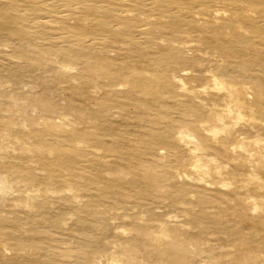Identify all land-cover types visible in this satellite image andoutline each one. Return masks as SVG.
<instances>
[{
  "label": "rangeland",
  "instance_id": "1",
  "mask_svg": "<svg viewBox=\"0 0 264 264\" xmlns=\"http://www.w3.org/2000/svg\"><path fill=\"white\" fill-rule=\"evenodd\" d=\"M129 4L123 5L119 0H0V95L6 101L1 103L0 112L9 103L18 105L24 114H21L22 119L25 118L24 128L14 127V132L21 140L32 145V140L26 136L29 134L40 144L57 141L60 148L59 155L50 150L48 156L35 157L31 152L21 153L6 147L8 150L3 159L0 157V174L7 172L12 183L14 180L20 183L17 170L21 169L32 183L48 181L61 187L45 190L30 208L22 205L21 184L13 183L12 188L15 185L17 188L15 186L4 194L0 192V264H83L87 252L96 246L101 247L97 253L103 257L113 254L119 243L130 246L134 242L142 264L148 259L155 261L158 252L147 246L142 238L134 239L137 234L131 228L133 219L142 225L147 222L156 226L163 219L171 226H182L179 228L182 236L199 238L202 248L212 247L217 252L233 244L229 229L234 226L251 233L255 240L261 234L256 231L260 223L254 227L250 222L241 223L229 215L220 221L214 215L213 207H204L197 202L199 195L195 197L192 190L196 186L202 191L200 183L183 177L184 184L177 182L179 186L183 184L182 192L176 193L169 186L170 181L176 180L173 175L179 167L175 156L165 158L157 154L161 143L170 148L168 144L176 128L189 126L199 110L197 102L181 96L180 88L168 81L173 66L183 58L181 50L175 46L190 50L185 56L188 60L205 64L195 70L213 65L218 75L234 77L230 65L233 60L227 56L225 62L216 63L214 55L225 49L243 51V33L236 30L217 34L209 26L200 32L194 25H171L159 11ZM141 11L144 13L140 14ZM33 13H38L42 19L31 21ZM239 25L242 24L224 23L223 30L236 29ZM259 32L264 33V29ZM87 37H96L95 43L99 47L88 43ZM205 50L215 52L210 54ZM58 59L74 63L75 68L70 64L72 68L65 76L67 81L58 74L60 64L54 62ZM234 61L240 65L238 59ZM87 62L103 64L110 69L117 65L125 73L134 67L139 69L138 72L145 68L152 76L145 78L147 83L141 88L118 89L100 75L95 78L87 75L83 69ZM250 69H244L245 73L253 71ZM258 74L264 77L263 73ZM193 84L195 82L190 83ZM85 90L95 96L94 101L85 98ZM177 94L179 98H176ZM33 96L46 101L52 99L62 111L33 110L34 104H30ZM200 96L208 98L201 93ZM65 116L67 120H64ZM29 121L41 132L36 130L30 134ZM49 121L60 122L70 130L48 128L44 123ZM42 132L47 138L45 141L41 140ZM257 133L261 132L236 135L230 142L232 145L229 144L230 149L238 146L244 136H247L246 142L251 143L245 144V151L236 147L232 152L230 150L232 158L222 159V167L227 165L224 170L232 169L236 173L238 185L247 182L245 175L254 172L251 169L255 170L256 159L248 154L254 155L261 150L249 141L255 139ZM97 147L101 151L96 150ZM261 151L264 153V149ZM201 153L207 154L206 151ZM182 156L187 162L192 161L187 151H183ZM7 160L16 165L14 169L6 170ZM189 177H192L191 173ZM207 181L204 187L225 190L218 187L211 176ZM68 186L78 191V200L70 198L66 192ZM52 192L54 195H50ZM247 195L264 201L262 196L258 200L257 192L241 188L240 196ZM187 197V204L174 201ZM234 200L233 196H225L219 201L225 207L226 204L234 205ZM188 205L189 216L183 212ZM259 211L248 210L252 216ZM140 214L144 215L142 220H138ZM151 215L155 219L146 221ZM99 254L96 261L101 264L106 255L97 260ZM206 254L198 256L195 253L192 258L199 264H207L209 257L206 258Z\"/></svg>",
  "mask_w": 264,
  "mask_h": 264
},
{
  "label": "bare ground",
  "instance_id": "2",
  "mask_svg": "<svg viewBox=\"0 0 264 264\" xmlns=\"http://www.w3.org/2000/svg\"><path fill=\"white\" fill-rule=\"evenodd\" d=\"M119 1L122 2L123 5L135 3L137 7H142L144 10L156 12L159 11L161 16L164 17L163 19H165V21L169 22L171 25H194L197 29L200 30V32H204V30H206L204 29V27L209 26V29L217 34H220L222 32L224 34H226L227 32H236V30H239L243 33V36L241 38V41L244 44L243 51L240 52L239 50L225 49L214 55L216 63L219 62L221 64L222 62H225V57L227 56L233 60V63H230V65L232 68V72L235 73L234 77L230 75H218L213 68V65L205 66V69L195 70L194 68H199L200 66H204L205 64H203V62H198L191 59L188 60L185 56L187 55V53H189L190 50L175 46L181 50L183 58L181 57L182 62H176L173 66L172 69L174 71H172L171 75H169L170 78L168 81L180 88L183 93L181 94V96L184 95L188 99H192L193 101L197 102V108L199 110L197 109L198 111L196 112V119L189 126H180L176 128V131L173 133L172 139L168 144L170 148L168 149V147L164 145V143H161L163 145H160L159 152L157 151V154L165 158L168 157L167 155L175 156V161H177V165L179 167L177 168L176 173L173 175L176 180L170 181L169 186L174 188L176 190V193L178 191L182 192V186L185 183L182 180L183 177L187 178L189 181L192 180V182H195L197 184L200 183V188H202V191H199L196 186H194L195 188H193L192 190V192H194L195 194V197L199 195L198 197H196L197 202L201 203L204 207H207L209 205L213 207V210H215V214H213L216 215L217 218L220 219V221L224 219L222 217L229 215L235 217L238 222L242 221L241 223L246 222L247 224L252 223L254 227L256 223H260L261 226H257L256 231L258 230L259 232H261V234H259L258 239L255 240L251 233H247L242 229H239V227L234 226L229 229L230 234H232L233 244H230V247L226 248V250L217 252L212 247L202 248V242L199 238L182 236L181 230L179 229L182 228V226H173V224L171 226V223H168V221L163 219L161 221H158L156 226L147 222L146 225H142L141 223L137 222V220L133 219V221L131 222V228L137 234L134 239L137 241V239L142 238V240L147 243V246L154 248V250L158 252L156 257L157 259L155 261H151L148 259V261L146 260L144 264H199L194 261V259L192 258V254L196 253V255L198 254L199 256V254H202L204 252H207L205 257H209V261L207 264H264V201H257L254 198H251L252 196L250 197L249 195L244 197H242L243 195L240 196L241 188L244 189L246 187L248 189H251L254 193L257 192L258 195H260L258 200L262 199L261 196L264 197V153L261 151L262 149H264V77L258 74L263 73L264 75V33L259 32L260 30L264 29V0H136L134 2H131V0ZM98 7H100V5H98ZM182 10L187 11L188 13H182ZM121 11L125 12V10ZM143 13L144 11H141L140 14ZM30 18L31 21H39L42 19L38 13H33ZM229 22H238L242 25H239L238 27H236V29L229 28V31L228 28H226V30H223V24ZM38 33H40V36L43 39H46L41 35V32ZM187 34H189V32H187ZM84 37L86 38V36ZM96 39V37H87V39L85 40L88 41V43H90L91 45H95L94 47L98 48L99 46L95 43ZM178 42L180 43V41ZM205 51L210 54H213L215 52L209 50ZM237 59L239 60L240 65L235 63L234 60ZM55 61L60 64L58 67V74L61 73V78L63 80H66L65 76L70 72L69 69H71L72 66L74 67V63H70L67 61H63L65 62L63 63L62 61H59V59L54 60V62ZM253 62L254 65L250 66V64ZM70 64H72V66H70ZM116 66L117 65L113 66V68L110 69L108 66H104L103 64L87 62L83 69L91 78H95L96 76L100 75L102 76V78L111 81L110 85H116L118 89H127V87L134 86H138L141 88L144 84L147 83L145 78L147 76H152V73H150L145 68L140 70L141 73L138 72L139 69L135 67L125 73L121 71V68H118ZM248 68H251L250 70L253 71H247V73H245L244 69L249 70ZM67 71L69 72L67 73ZM111 72L113 74H111ZM109 73L111 75H109ZM192 82H195V84L191 86L190 83ZM197 86L201 88L197 89ZM200 93L208 95V98L204 99L200 96ZM84 95L85 98L89 99V101L91 102L95 99V96L88 93L87 90H85ZM179 96L180 95L177 94L176 98H179ZM10 98L9 101H11ZM30 101L32 102H30V104H34V107L32 108L33 110H36L37 108L38 111L44 113L58 112L60 110L62 111V109L58 107L52 101V99L46 101V99H41L40 97L33 96V99H31ZM5 102L0 95V105L1 103ZM32 109L31 107H29V110ZM2 111L0 112V157L2 159L4 157V153H6V147L9 146L10 148L12 147L18 149L17 151H21V153H26V151H28V153L31 152L35 157L48 156L50 154V150L56 151V155H59L60 148L57 141H51L50 144H40V142L34 141V136L32 138L31 135L25 134L29 139L32 140V145H27L24 143V141L21 140V137L14 132V127L23 126L24 128L23 119L25 118L22 119V113L18 105L9 103L7 107ZM23 113H25V110H23ZM22 115L24 116V114ZM63 118L64 120H67L68 117L65 116ZM59 123L49 121V123H44V125L48 128L60 131L69 129V127H66V125H61ZM29 127L30 134L38 130L33 127L31 121H29L28 123V128ZM46 127L44 128L46 129ZM48 130L50 131V129ZM252 131L261 132L260 134L257 133V135H255V139L249 140L252 141V143H254V145H256V147L261 150H258L254 155L248 154V157H253L254 160L256 159V167L255 170L251 169L254 172L249 173L248 171L249 174L247 173L248 175H245L248 176L247 182L244 181L245 183H240L238 185L236 184V173L232 169L230 171L224 170V166L226 164L222 167L221 162L222 159L229 156L231 157L230 150L232 152V150H234L236 147L239 148L240 151L242 149L243 151H245V144L251 143L246 142L247 136H244L245 141L244 138L242 139V141L240 140L238 146H234L230 149L229 144H231L230 142H233L235 140L234 138L236 135L241 136L242 133L247 135ZM70 133L74 134V132L72 131ZM41 137V140L45 141V139H47L45 133ZM162 140L164 139L162 138ZM96 150L101 151L99 147H97ZM102 150L108 151V149ZM183 151L188 152L190 159H192L191 162H187V160L183 158ZM202 151H206L207 154L203 155L201 153ZM241 153L242 152H240V154ZM231 154L233 156V153ZM240 159L239 161H243V159ZM246 161L247 160H244L243 162ZM248 165L250 166V164ZM15 166L16 165L12 164L8 160L7 162H5L6 170L14 169ZM187 171H190V173L192 174L191 178L189 177L190 173H188ZM210 176L214 179L217 186L219 185L225 190L219 191L204 187L203 184L209 182L207 181V179ZM17 177L18 179H20V183H18L19 181L14 182L15 180L13 181V183L21 184L20 193L22 195V198L24 199V204L22 205L26 208H30L33 202L38 200L39 196L43 192H46L45 190L53 191L54 187H60L59 185L48 181L32 183L27 179L21 169L17 170ZM178 181L183 183L182 186L178 185ZM0 183V192H2L3 194L7 193V191L12 188V185H14L12 183L11 177L7 172L4 174H0ZM67 191L70 198H72L73 200L79 199L77 190L73 189L71 186H68L66 192ZM51 194H53V192L50 193V195ZM5 196L6 195H4V197ZM225 196H233L235 198L234 205L231 206L226 204L225 207L221 206V202L219 200H223ZM191 198H193V196ZM256 198H258L257 194ZM174 201L186 204L187 202H189L188 197L177 198ZM250 208L255 211L257 209L260 211L259 213L255 212L257 213V215L252 216V214L250 215L249 213L252 211L248 212V210H251ZM183 212L187 216L190 215L191 210L189 209V205L188 207L184 208ZM140 215H138V217ZM143 216L144 215L140 216L141 219H139V217L138 220H142ZM120 217L121 216H119L118 218ZM152 218L155 219V217L151 215V217L146 219V221L152 220ZM256 236H258V232ZM117 246L118 248L115 251L116 253H110L109 255H106L104 253L106 257L104 254V256L102 255L103 257H105V259L101 264H142L141 258L137 256L136 251L138 250V248L136 242H134V244H131L130 246L126 245L125 243H119L117 244ZM100 249L101 247L99 248V246H96L94 249L95 251L93 250L87 252L88 254L85 256L83 264H99L96 261V256L99 254L97 252H100ZM100 256L101 255L99 254V258H97V260L103 258Z\"/></svg>",
  "mask_w": 264,
  "mask_h": 264
}]
</instances>
